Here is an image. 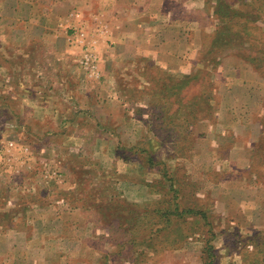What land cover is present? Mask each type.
I'll return each mask as SVG.
<instances>
[{"label": "rangeland", "instance_id": "obj_1", "mask_svg": "<svg viewBox=\"0 0 264 264\" xmlns=\"http://www.w3.org/2000/svg\"><path fill=\"white\" fill-rule=\"evenodd\" d=\"M163 1L172 70L0 0V264H264V0Z\"/></svg>", "mask_w": 264, "mask_h": 264}, {"label": "crops", "instance_id": "obj_2", "mask_svg": "<svg viewBox=\"0 0 264 264\" xmlns=\"http://www.w3.org/2000/svg\"><path fill=\"white\" fill-rule=\"evenodd\" d=\"M100 1H102V4ZM100 1L93 0V2H91L90 6L94 8L91 14L95 17L96 16L103 17L105 15L107 18H109V20L110 19L111 20L110 22L105 21V19L102 20L103 24L100 26L98 25V29L100 31V33L97 34L98 36L99 35L106 36V42H109L108 38H110L113 40L116 39L117 41H123L126 43L127 46H130L131 44V46H133L134 50L136 51L135 53L136 58H139L138 56L150 57V59L153 58V60H155V62L160 64L161 66L172 70L171 68H168L167 65L169 56H166V54L169 53L165 49H167L168 40H164L161 37V35H163L165 31L166 33L168 32L167 30H165L166 25L164 26L163 24H161V22L162 21L165 22V20L168 19L167 17L170 15L168 14V11L166 12V10L164 9L163 0H156L158 1V4H156V2L152 4V2H150L152 0H100ZM135 6H140V7L134 8ZM83 11L84 10L79 11L81 22L79 23L78 20L76 21L73 20V22H71L72 25H70V26H74L75 28H78L76 36L79 38L81 36L80 29L83 27L80 28L77 26H82L85 22V15H84L85 12ZM130 12L135 13L134 17L132 18L128 17L127 14L131 16ZM137 33H139V39L134 40L133 38H135V34L137 35ZM73 36L71 38H73ZM91 37L92 36H90L89 40H92ZM145 38H147L148 43H146ZM154 38H156L157 40H155ZM80 41L81 42L78 44L76 43L68 44V47L75 50L82 49V55L80 59L82 62L85 63L87 59H90V57H92V55L99 54L98 52H100V47L96 46L97 51L93 50L95 48L93 47L92 41H87L85 37H82ZM86 44H89L87 48H86ZM84 48H86V50H84ZM90 49H92L93 51L92 50L90 51ZM173 58H174L173 55H171L170 61L174 64ZM87 62L89 66L90 62L89 61ZM42 107L49 108L48 105Z\"/></svg>", "mask_w": 264, "mask_h": 264}]
</instances>
